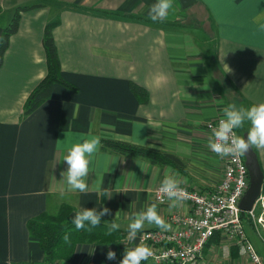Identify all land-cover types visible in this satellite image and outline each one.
I'll return each mask as SVG.
<instances>
[{"label":"crops","instance_id":"obj_1","mask_svg":"<svg viewBox=\"0 0 264 264\" xmlns=\"http://www.w3.org/2000/svg\"><path fill=\"white\" fill-rule=\"evenodd\" d=\"M154 2L0 0V38L17 6L38 5L22 13L0 66V264H46L27 220L55 213L62 203L74 208L72 216L84 206L109 208L101 219L115 220L123 236L115 245L81 243L71 260L49 264H112L109 250L123 257L132 248V212L156 203L170 224L172 214L191 211L188 201L171 207L170 200L156 201L154 191L166 176L202 192L221 181L223 160L209 148L205 124L223 116L229 103H264V28L256 19L264 0H198L191 7L202 8L207 25L199 8L190 13L179 0H172L167 17L153 21L147 13ZM55 19L62 75L77 91L55 84L51 97L23 117L29 93L46 74L42 38ZM131 81L147 90V102L131 91ZM71 134L96 136L99 146L85 177L87 189L61 198ZM102 138L174 154L185 171L102 151ZM254 148L264 172V146ZM155 228L160 227L145 221L137 234ZM199 264L252 262L240 254L238 242L220 233L204 246Z\"/></svg>","mask_w":264,"mask_h":264},{"label":"built area","instance_id":"obj_2","mask_svg":"<svg viewBox=\"0 0 264 264\" xmlns=\"http://www.w3.org/2000/svg\"><path fill=\"white\" fill-rule=\"evenodd\" d=\"M220 118L222 116L205 124L211 139H214L212 129L218 125ZM221 158L223 177L215 188L202 192L179 186L184 189L182 201L191 203L189 213H174L169 218L170 228L146 229L136 234V239L130 240L131 247L146 245L151 250V255L142 260L141 264H199L202 249L217 232L225 235L230 242H238L240 254L247 256L252 264H264L247 237L241 216L243 211L239 206L249 186V172L244 155L234 153ZM159 187L160 185L155 189L154 196L158 203L163 204L169 199L159 192ZM259 206L262 210L258 214ZM247 214L260 234L259 223L264 227V193L261 192ZM121 258L115 257L112 264H119Z\"/></svg>","mask_w":264,"mask_h":264},{"label":"trees","instance_id":"obj_3","mask_svg":"<svg viewBox=\"0 0 264 264\" xmlns=\"http://www.w3.org/2000/svg\"><path fill=\"white\" fill-rule=\"evenodd\" d=\"M37 6L22 5L15 8L12 18L5 25L0 38V66L3 63L5 52L9 46L10 37L18 31L22 13ZM1 11L2 6L0 5ZM59 22V19H55L45 25L42 44L46 57V74L29 93L24 103L23 117L32 113L51 97L55 84H60L75 92L77 91V87L62 75L61 62L53 33L54 28ZM223 79V87L227 90L229 80L225 76H223ZM130 89L141 102L145 103L148 101V93L143 86L131 81ZM236 130L241 135L239 129L236 128ZM100 149L116 154L145 158L153 164H169L180 172H184L186 168L185 163L174 154L125 140L102 138L100 140ZM254 150L256 151L255 148ZM262 193H264V182ZM73 211L74 208L71 205L62 203L55 213L44 211L27 220L30 236L38 240L44 253V263L49 264L56 260H71L76 247L81 243L115 245L122 239V230L118 228L109 232L108 226L110 222L105 219H101V223L91 227V230L88 228L76 229L71 223ZM241 216L243 221L247 220L254 228L252 219L247 212L243 211ZM217 235H220V232H217L212 238Z\"/></svg>","mask_w":264,"mask_h":264},{"label":"clouds","instance_id":"obj_4","mask_svg":"<svg viewBox=\"0 0 264 264\" xmlns=\"http://www.w3.org/2000/svg\"><path fill=\"white\" fill-rule=\"evenodd\" d=\"M171 6L172 0H155L149 6L147 15L153 21L162 20L168 16ZM256 19L261 21L259 27L264 28V11L258 12ZM222 111V118L219 119L218 125L212 129L214 139L209 141V148L213 152L224 156L234 153H246L254 145L264 146V103L253 104L249 107H237L229 103ZM245 121L250 122L246 137L237 135L234 129L240 128ZM71 135H74L75 138L67 147L66 155L63 157L67 168L62 171L66 187L60 193L61 198H65L72 190L84 192L87 189L88 184L85 177L89 173L93 154L99 146V138L96 136ZM159 192L165 194L170 200V207L177 205L184 198V189L179 187V181L172 176H166L161 181ZM109 211L110 209L107 207L84 206L79 208L71 217V223L76 229L88 228L91 230V227L101 223V217ZM145 221L165 230L170 228V224L158 213L156 203H151L146 208L131 213L127 231L129 240L136 237L137 230L143 227ZM119 227L120 225L113 220L108 226V231L112 232ZM149 255H151V250L148 246L137 245L125 249L119 264H141V261L146 260ZM106 257L108 260L115 259L116 253L109 250Z\"/></svg>","mask_w":264,"mask_h":264},{"label":"water","instance_id":"obj_5","mask_svg":"<svg viewBox=\"0 0 264 264\" xmlns=\"http://www.w3.org/2000/svg\"><path fill=\"white\" fill-rule=\"evenodd\" d=\"M183 8L191 7L196 3V0H179ZM247 132L241 136L246 137ZM245 163L249 172V186L240 200V208L242 211L247 212L252 209L255 201L258 199L262 192L264 182V172L258 157L257 152L252 146L246 153H243Z\"/></svg>","mask_w":264,"mask_h":264},{"label":"rangeland","instance_id":"obj_6","mask_svg":"<svg viewBox=\"0 0 264 264\" xmlns=\"http://www.w3.org/2000/svg\"><path fill=\"white\" fill-rule=\"evenodd\" d=\"M198 8H199L200 14L203 15V21L206 24L207 22L205 20L207 19V17H206V14L203 12L202 8H200L199 6H194V7H189L187 10H188V12L192 13V12H194V10L196 11ZM196 16H197V14H196ZM196 23L202 24V22H200V21H197ZM248 127H249V124L244 123L240 128H238L240 131V134L242 135L244 133V130H245V132H247ZM236 132L238 133V130H236ZM261 210H262V207L259 206V208L257 210L258 214L261 212ZM243 224H244V228H245L247 236L249 237L250 242L252 243V245L256 249L259 256L262 257V254H264V227H263V225L259 223L261 233L258 234V232L254 230V228L249 224V222L247 220L243 221Z\"/></svg>","mask_w":264,"mask_h":264}]
</instances>
